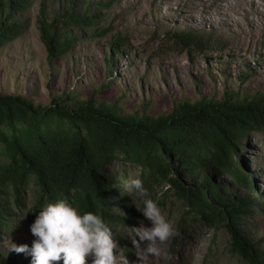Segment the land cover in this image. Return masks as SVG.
<instances>
[{"label":"rangeland","instance_id":"1","mask_svg":"<svg viewBox=\"0 0 264 264\" xmlns=\"http://www.w3.org/2000/svg\"><path fill=\"white\" fill-rule=\"evenodd\" d=\"M172 5L178 9L202 7L193 0H174ZM226 5L232 11L216 13V23L208 21V14L196 13V25L190 18L183 20L168 12V5L157 9L152 0H33L24 14L15 17L27 24L26 30L0 48V95L20 96L46 107L53 99L71 98L74 102L97 92L99 100L118 103L125 114L155 117L168 115L174 101L194 102L204 97L216 102L226 94L238 99L263 95L264 3L229 0ZM42 6L48 22L66 11L93 22L92 28L73 29L80 38L77 46L71 54L52 62L47 61L39 39L37 19ZM187 31L200 37L202 46L184 48L176 36ZM241 143L243 165L260 198L221 172L212 178L215 185L227 187L226 197L248 196L258 201L261 212L253 208L243 219L241 230L244 239L259 250L264 264V136L250 133ZM108 169L119 181L111 201L116 203V197L123 196L133 207L123 225L110 226L120 248L117 254L135 262L132 227H139L141 222L152 226L141 213L142 199L125 186L139 174L121 163ZM182 178L187 184L198 183L195 175L182 174ZM166 187L163 182L149 198L157 203L175 234L160 246L162 255L150 258L149 264H246L232 252L231 236L225 228L212 230L195 223L184 227L179 202L160 196ZM23 195V214L0 240V264H31L30 255L10 251L12 243L31 248L35 239L30 232L34 221L27 215L35 201L30 187ZM210 247L212 252L207 257ZM86 264H93V258L89 257Z\"/></svg>","mask_w":264,"mask_h":264},{"label":"trees","instance_id":"2","mask_svg":"<svg viewBox=\"0 0 264 264\" xmlns=\"http://www.w3.org/2000/svg\"><path fill=\"white\" fill-rule=\"evenodd\" d=\"M32 1L0 0V48L26 30L27 24L15 17ZM37 22L48 62L72 53L80 40L73 29L93 27L91 18L69 11L48 22L43 6ZM176 37L186 49L202 46L193 32ZM70 101L53 99L42 107L20 96L0 95V240L23 214V194L29 187L35 199L27 213L32 221L46 204L67 200L81 215L92 212L109 227L123 225L133 207L123 196L111 201L119 181L108 169L121 163L139 174L146 198L167 183L160 196L179 202L184 227L195 223L225 228L233 253L246 264H263L261 253L241 230L253 208L261 212L258 201L226 197L227 187L215 185L212 176L221 172L260 198L240 150L248 134L264 136V94L250 99L226 94L216 102L204 97L174 101L168 115L157 117L125 114L118 103L99 100L97 92ZM182 174L195 175L198 183H185ZM211 252L210 247L207 257Z\"/></svg>","mask_w":264,"mask_h":264},{"label":"clouds","instance_id":"3","mask_svg":"<svg viewBox=\"0 0 264 264\" xmlns=\"http://www.w3.org/2000/svg\"><path fill=\"white\" fill-rule=\"evenodd\" d=\"M125 186L142 199L141 213L152 225L145 227L141 222L139 227H132L135 262L117 254L118 242L100 216L92 212L81 215L67 200L48 203L39 212L30 226L35 237L31 248L12 243L10 251L30 255L31 264H58L61 260L63 264H86L89 257L93 264H149L150 258L162 255L160 246L175 234L174 229L157 203L146 198L148 190L141 179H130Z\"/></svg>","mask_w":264,"mask_h":264},{"label":"bare ground","instance_id":"4","mask_svg":"<svg viewBox=\"0 0 264 264\" xmlns=\"http://www.w3.org/2000/svg\"><path fill=\"white\" fill-rule=\"evenodd\" d=\"M174 0H152L153 3H155L157 5V9L161 10L163 9L162 6L163 5H168L170 9H168L167 11L170 12L171 14H174V16H176L177 18L179 17L180 19L183 20H191L193 24L198 25V23H196V13L199 12H203L204 14H208V18H209V22L211 23H216V13H220L223 15V12H230L232 11V9H230L226 3L229 0H193L195 2H197L199 5H201L202 7L200 8H193V7H189L187 9H178V8H174L172 3ZM235 2H241L244 0H233ZM261 4H263L264 2L262 0H259ZM256 8H258L257 4H253ZM182 8V7H180ZM145 12L146 10L143 9ZM178 10H180V14H178ZM195 22V23H194ZM207 22V21H206ZM233 24H230L229 27H233Z\"/></svg>","mask_w":264,"mask_h":264}]
</instances>
